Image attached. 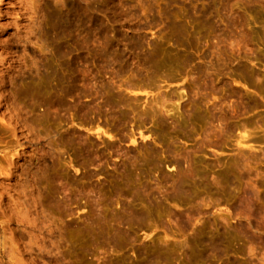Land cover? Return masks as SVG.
Wrapping results in <instances>:
<instances>
[{
  "label": "rangeland",
  "instance_id": "rangeland-1",
  "mask_svg": "<svg viewBox=\"0 0 264 264\" xmlns=\"http://www.w3.org/2000/svg\"><path fill=\"white\" fill-rule=\"evenodd\" d=\"M0 264H264V0H0Z\"/></svg>",
  "mask_w": 264,
  "mask_h": 264
}]
</instances>
